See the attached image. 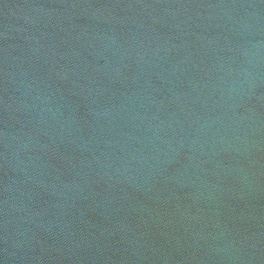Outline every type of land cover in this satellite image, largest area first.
I'll return each instance as SVG.
<instances>
[{"label": "water", "instance_id": "95a60500", "mask_svg": "<svg viewBox=\"0 0 264 264\" xmlns=\"http://www.w3.org/2000/svg\"><path fill=\"white\" fill-rule=\"evenodd\" d=\"M0 264H264V0H0Z\"/></svg>", "mask_w": 264, "mask_h": 264}]
</instances>
